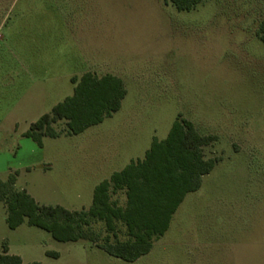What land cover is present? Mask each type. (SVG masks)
<instances>
[{"label":"rangeland","instance_id":"obj_1","mask_svg":"<svg viewBox=\"0 0 264 264\" xmlns=\"http://www.w3.org/2000/svg\"><path fill=\"white\" fill-rule=\"evenodd\" d=\"M85 72L119 77L121 108L78 135L57 121L60 136L39 147L25 132ZM179 115L214 137L203 154L217 164L147 255L128 263L27 223L11 230L3 202L0 253L8 246L22 264H264V0H203L190 12L169 0H0L1 181L16 174L37 204L87 210L94 187Z\"/></svg>","mask_w":264,"mask_h":264},{"label":"trees","instance_id":"obj_2","mask_svg":"<svg viewBox=\"0 0 264 264\" xmlns=\"http://www.w3.org/2000/svg\"><path fill=\"white\" fill-rule=\"evenodd\" d=\"M169 1L178 12H190L203 0ZM71 83L72 95L25 132L39 147L44 137L60 136L52 127L57 121L65 122L70 136L101 124L119 111L127 93L123 81L112 74L98 76L85 72L71 78ZM213 140V136L199 134L190 121L179 115L166 138H154L142 159L130 161L94 187L87 210L41 206L25 190H16V174L10 175L6 181L0 180L5 222L11 230L27 223L61 243L88 241L113 258L135 262L151 251L155 240L164 236L186 195L197 192L203 177L214 169L217 160L206 159L203 154V147ZM119 193L125 198L123 205L113 200V195ZM93 223L103 224L106 233L103 238L91 229ZM120 233L124 240L119 239ZM46 255L58 257L53 252ZM0 264H22V260L9 254L8 246L4 245Z\"/></svg>","mask_w":264,"mask_h":264}]
</instances>
